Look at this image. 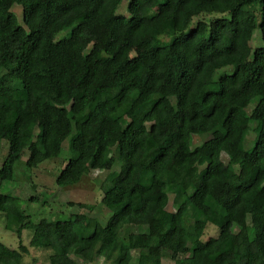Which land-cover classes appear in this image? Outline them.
Listing matches in <instances>:
<instances>
[{"label":"trees","instance_id":"obj_1","mask_svg":"<svg viewBox=\"0 0 264 264\" xmlns=\"http://www.w3.org/2000/svg\"><path fill=\"white\" fill-rule=\"evenodd\" d=\"M2 142L0 216L18 245L0 242V264L29 248L49 264H264V0H0ZM25 151L29 171L63 154L58 188L108 172L105 225L33 222V197L3 192ZM211 215L218 234L203 239Z\"/></svg>","mask_w":264,"mask_h":264},{"label":"rangeland","instance_id":"obj_2","mask_svg":"<svg viewBox=\"0 0 264 264\" xmlns=\"http://www.w3.org/2000/svg\"><path fill=\"white\" fill-rule=\"evenodd\" d=\"M126 1L122 2L119 13H125ZM12 12L16 17L18 23L22 21L21 11L18 9V6L12 8ZM154 10L147 13L148 16L154 14ZM63 34H60L59 37H62ZM171 42V37L165 34H160L155 38V46L162 47ZM263 46L261 40V34L259 30H255L251 40V47L258 48ZM231 68H226L221 70L219 73H230ZM252 132L247 136V142L244 145L245 150H248L251 147V141L254 139L255 133L259 130V124L254 123L252 125ZM200 143V139L195 137L194 144L197 145ZM67 144H63V151L65 152ZM7 152V144L2 142L0 144V165L3 161L5 153ZM229 151L224 149L222 155V161L224 163L228 160ZM28 153L24 152L22 159L15 165L14 174L17 177L15 183L11 186L7 185L6 189L3 192L7 191L10 187V193L20 196L22 199H28L33 197L27 202H22V209L26 215H29L30 219L33 222H37L42 218L52 219H66L71 214L84 213L90 217H95L99 219L100 227L105 225L106 218L109 215V210H116L115 207L109 206L105 207L100 203L102 198V191L100 190V183L107 177L108 172H99L91 171L88 175L84 176L82 180L73 186L66 188H58L55 183V177L59 173V169L63 165V154L59 159L52 162H47L42 164L35 170H26L24 168V162L27 159ZM169 169L174 170L176 165L174 163L169 164ZM23 169V171H22ZM189 171L187 170L186 173ZM23 174V175H21ZM31 180V185H27V180ZM68 203H73L74 206H68ZM86 204L94 205L95 209L89 211L88 209H83L78 207L77 204ZM168 210H171V206H168ZM221 224V220L214 215L210 217V223L205 230L203 239H208L210 237H216L218 234L217 227ZM144 228H133V230L144 231ZM31 237L30 231L22 232V241L25 245L28 244V241ZM0 242L7 246L10 249H16L18 245V238L16 234L8 232L4 228V219L0 216ZM136 256V252L132 253ZM78 264H86L82 261L77 260ZM23 264H49L47 261V252L43 250H36L29 248V253L24 257ZM93 264H110L107 262L100 261L99 263ZM162 264H173L169 259H162Z\"/></svg>","mask_w":264,"mask_h":264}]
</instances>
